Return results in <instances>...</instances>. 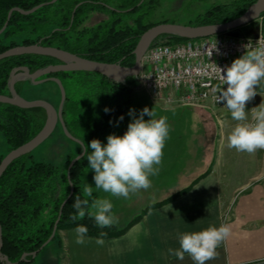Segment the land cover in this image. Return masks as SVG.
I'll return each instance as SVG.
<instances>
[{"label":"trees","instance_id":"obj_1","mask_svg":"<svg viewBox=\"0 0 264 264\" xmlns=\"http://www.w3.org/2000/svg\"><path fill=\"white\" fill-rule=\"evenodd\" d=\"M256 1L234 0L231 3L215 5L193 26L228 23L241 17ZM52 2L53 0H0V31L9 21L7 28L0 34V54L21 46L41 45L63 50L87 60L131 68L135 65L134 51L141 36L150 28L159 25L147 23V19L160 0ZM38 6L41 7L29 15L14 12L8 20L9 13L15 8L30 11ZM93 15L105 18L96 25L87 27L85 24ZM260 20L264 22V14ZM165 23L167 22L160 24ZM187 41L189 40L174 36H162L152 47L159 44L173 46ZM59 64L61 62L58 59L41 55L16 56L0 61V96H11L9 83L14 70L20 73V68L27 67L31 73H35L37 70ZM49 77L60 79L66 89L64 121L75 138L86 145H90L93 139H99L103 144L108 135L117 134L119 130L124 134L127 130L129 121L132 120V116L128 115V108L101 104L104 108L98 113L101 106L98 104L99 92L104 88L108 91L136 88L139 86V78H128L124 83L117 84L99 74L88 72H60L44 78ZM73 79H78L85 93L89 91L92 100L90 105L80 99H74L68 92L67 86L71 85ZM43 85L57 88L61 98L56 83L48 82ZM23 87L24 83L21 81L15 85L21 97ZM105 108L110 111L106 113ZM121 115L124 117L122 121L119 120ZM46 121L47 112L43 108L22 109L0 103V132L6 139L9 153L34 139L43 130ZM59 127L62 129L60 124L57 128ZM79 147L81 149L79 153L70 154L66 163L62 165L37 162L32 152L16 160L1 178L0 224L3 236L1 254L11 263L20 262L23 255L28 254V261L21 264H30L33 261L31 254L40 250L50 239L62 205L69 197L72 184L75 192L62 210L52 242L59 239V231L74 230L80 224L88 228L87 237L92 238L110 239L125 232L117 231L113 226L100 228L87 216L75 222L69 218L70 214L75 213L72 207L75 197L81 195V198H84L76 179L79 169L88 165L85 156L71 169V180L68 176L71 162L82 152L80 145ZM4 158L5 156L0 157V164ZM201 178L179 194L190 191ZM175 199L176 197H171L149 209L164 206ZM101 232L106 235L100 237Z\"/></svg>","mask_w":264,"mask_h":264},{"label":"crops","instance_id":"obj_2","mask_svg":"<svg viewBox=\"0 0 264 264\" xmlns=\"http://www.w3.org/2000/svg\"><path fill=\"white\" fill-rule=\"evenodd\" d=\"M248 27L243 29L245 34L259 31L263 35L260 25ZM169 98L174 99L171 93L167 99L165 95L162 99L170 106L166 107L160 101L154 111H157V119L167 118L170 132L163 151L173 153L169 154L172 157L165 164L160 165L159 175L150 179L159 183L173 181L174 184L151 186L147 191L141 190L124 199L95 190L93 170L82 175L83 188L88 184L94 188V197L111 200L113 212L119 217V223L114 226L125 232L104 239V245L99 246L92 237H88L91 239L87 244L77 245L74 230L59 231V239L55 242L63 248L60 264H193L187 255L179 261L168 254L170 247H179L177 233L200 231L221 224L231 226V235L217 249L219 256L208 264H264V151L254 154L229 148L226 151L222 141L226 140L228 131L223 126L232 118L213 113L208 102L186 109ZM260 98H264L261 92L246 104L245 111L259 106ZM164 173H170L171 179L164 177ZM199 178L190 191L179 194ZM151 193H154L153 198L142 203L133 214L121 216L131 205L138 203L137 200ZM171 197L176 199L146 210ZM47 248L30 264L41 256L40 264L53 259L52 252L43 253Z\"/></svg>","mask_w":264,"mask_h":264},{"label":"clouds","instance_id":"obj_3","mask_svg":"<svg viewBox=\"0 0 264 264\" xmlns=\"http://www.w3.org/2000/svg\"><path fill=\"white\" fill-rule=\"evenodd\" d=\"M244 47L245 53L230 66L222 69L216 65L214 71L220 84L213 92L217 93L214 97L216 102H224V107L236 121L227 136V147L237 152L254 154L264 151V101L250 111H245V107L264 84V39L259 38L255 46L249 41ZM109 111L105 108L106 113ZM128 115L132 116V121L122 136L110 134L106 144H102L99 139H93L90 145L81 143L88 166L94 171L95 190L124 199L151 188L150 177L159 175L163 149L170 132L167 118L161 116L157 119L153 108H143L138 118L134 109H130ZM145 116L150 119L145 120ZM123 119L121 115L119 120ZM94 188L88 184L84 186V198L81 195L75 197L72 204L75 213L70 214L69 218L75 222L87 216L100 228L118 224L119 217L113 212V203L109 198L94 197ZM74 233L77 245L90 242L86 226L77 225ZM105 235L104 232L100 233V237ZM230 235L231 226L228 224L218 227L210 225L194 232H178L179 247H170L167 252L179 261H183L187 255L193 264H208L219 256L217 249ZM95 243L103 246L105 241L96 238Z\"/></svg>","mask_w":264,"mask_h":264},{"label":"water","instance_id":"obj_4","mask_svg":"<svg viewBox=\"0 0 264 264\" xmlns=\"http://www.w3.org/2000/svg\"><path fill=\"white\" fill-rule=\"evenodd\" d=\"M56 1L57 0H53L52 3ZM41 6L35 7L30 11H23L18 8H15L11 10V12L9 13L8 20H10L14 12H20L21 14L29 15L37 11ZM263 14H264V0H257L247 9V11L241 17L224 24H214V25H204V26H183V25L165 23V24L156 25L150 28L141 36L137 44V47L134 51L135 65L131 68L123 67L120 64H106V63H99V62L87 60L63 50H59L53 47H43L41 45L21 46L8 50L3 54H0V61L16 56L41 55V56H50L56 58L61 62V64L59 65L49 66L47 68L37 70L35 73H31L27 67L20 68L19 69L20 73H17V70H14L12 72L11 80L9 83V90L11 96H0V103L9 104L22 109L43 108L47 112V121L43 130L34 139L26 143L25 145L11 151L2 160L0 164V180L7 171V169L16 160L20 159L25 155L32 153L40 145H42L45 141H47L55 132L58 124L61 125L65 136L69 140L81 146L82 142L77 138H75L69 132L64 121L63 108L67 100V93L62 81L58 78H51V77L44 78V77L52 74H57L60 72H88V73L99 74L114 83L121 84L124 83L128 78L140 77L145 55L152 47V45L155 43V41L162 36H174L189 41L202 40L216 36H226L229 38H236V39H239L243 36L256 38L260 35L259 31L253 33L252 35H247L243 32V28L255 24L258 20L261 19V16ZM8 24L9 21L0 31V34L4 32ZM25 80H30L31 83L35 86H39L48 82L56 83L61 93V101L59 107L56 108L53 104L45 100L28 101L23 97H21L17 93L15 85L18 81H25ZM185 108L187 109L192 107L186 106ZM83 157H84V153L82 151V153L71 162L69 167V175H68L70 180H71V176H70L71 169ZM72 195H73V188H72V193L68 198V200H70ZM68 200L63 203L60 216ZM60 216L58 221L56 222L52 236L41 247L40 250L31 254L32 259H35L39 255L41 250H43L55 238L57 227L60 221ZM2 243H3L2 226L0 224V263L21 264L22 262L28 261L27 258L29 257V255L25 254L23 255L20 262L11 263L6 256H3L1 254Z\"/></svg>","mask_w":264,"mask_h":264},{"label":"rangeland","instance_id":"obj_5","mask_svg":"<svg viewBox=\"0 0 264 264\" xmlns=\"http://www.w3.org/2000/svg\"><path fill=\"white\" fill-rule=\"evenodd\" d=\"M234 0H160L159 4L157 7L151 12V14L148 17V22L147 23H152V24H160L167 22V24H175V25H183V26H189V25H195L196 22L202 18L205 13L212 8L215 5H221V4H227L231 3ZM104 16L100 15H93L88 22H86V26H94L96 25L100 20L104 19ZM262 20H258L256 24L253 25H260L261 26V32L264 35V22H261ZM252 25V26H253ZM248 27V29L251 27ZM100 79V78H99ZM78 79H73L71 81V85L67 86V90L69 93H71V96L74 99H80L84 103H87L88 105L91 104L92 100L89 97L90 93L89 91L84 92L83 86L80 85V82L77 81ZM101 81V80H100ZM24 83V87L22 90V97L28 101H35V100H45L50 102L51 104H54L55 106L59 107L60 105V94L58 93L57 88L54 86L50 85H43V86H35L31 83L30 80H25L21 81ZM30 84L32 85H29ZM126 85V83H125ZM165 98L167 99L168 96H170V93L164 94ZM160 96L158 98L153 97L145 88L141 86V82L139 79V86L136 88H125L121 90H113V91H108L107 88H104L103 91L99 92V98H98V104H111V105H121L124 107L128 108V112L130 109L135 110V115L138 118L141 110L145 107H148L149 109L156 110L154 107L159 103L160 101L163 102L162 105L168 107L170 104L167 103L166 99L163 100V96ZM262 99V98H260ZM163 100V101H162ZM264 101V98L262 99ZM210 106V111H212L215 114H222L224 116H229L231 117L230 112L225 110V108H221L220 106L217 105H212L211 102L207 103ZM104 105H101L98 113L103 111ZM157 113V111H156ZM146 117L144 119L146 120ZM228 119V117H227ZM132 120L129 121V123ZM236 124V121H232V119H229V122L224 123V128L226 129L225 131L229 132L231 129L234 127ZM122 136L123 132L118 131L117 134ZM223 144L225 145V150L228 148L227 147V137L226 140L223 139ZM107 140L104 141L103 144H106ZM80 147L77 143L67 139L65 135L63 134L62 129L56 128L55 132L53 135L45 141L42 145H40L36 150L33 151V157L34 160L37 162H44V163H49L53 165H62L66 163L68 157L70 154H78L80 151ZM227 151V150H226ZM82 153V152H81ZM173 152H167L166 150L163 151V159L162 162L163 164L166 163V160L172 157V155H169ZM9 154V147L6 142V139L4 135L0 132V157L2 156H7ZM79 156V155H78ZM77 156V157H78ZM76 157V158H77ZM75 158V159H76ZM70 167V166H69ZM91 169L89 168L88 165L83 166L81 169H79L77 173V179L76 183L80 187V191L83 195V186H82V175L86 176L87 172H90ZM164 177L168 178L170 180L171 175L170 173L165 174ZM85 180V178H84ZM164 185V186H169L173 185V181H166L163 183L157 182L155 179L152 181V186H158V185ZM72 188H73V194L75 192V187L72 184L71 191L69 194V197L72 193ZM154 193L148 194V197L137 200L138 203L135 205H131L127 211L121 214V216H129L133 214L135 210L141 206L142 203L147 202L150 200L149 198H153ZM157 193H155L156 195ZM154 195V196H155ZM73 196V195H72ZM68 197V198H69ZM72 198V197H71ZM70 198V199H71ZM155 198V197H154ZM68 200V199H67ZM66 200V201H67ZM166 200V199H165ZM69 201V200H68ZM164 201V200H163ZM162 202V201H161ZM154 203L150 206L147 207L146 210H148L151 206L159 204ZM119 208L116 209V212H118ZM150 210V209H149ZM136 220V219H135ZM134 222V221H133ZM132 224V223H130ZM115 230H120L121 229L117 226H113ZM47 250L43 251V253H48L52 252L53 254V259L49 260L47 264H60V254L63 251V248L57 244V242H52L47 246ZM42 259V256L39 257L35 263L33 264H40V261Z\"/></svg>","mask_w":264,"mask_h":264},{"label":"built area","instance_id":"obj_6","mask_svg":"<svg viewBox=\"0 0 264 264\" xmlns=\"http://www.w3.org/2000/svg\"><path fill=\"white\" fill-rule=\"evenodd\" d=\"M259 38L264 36L239 39L216 36L173 46L155 45L144 57L141 86L156 98L171 93L174 99L168 100L181 106L199 107L211 102L225 108L224 102L217 103L214 98L217 93L213 89L220 84L214 69L216 65L222 69L230 66L245 53L244 45L251 41L255 46ZM257 91L264 95V84Z\"/></svg>","mask_w":264,"mask_h":264}]
</instances>
